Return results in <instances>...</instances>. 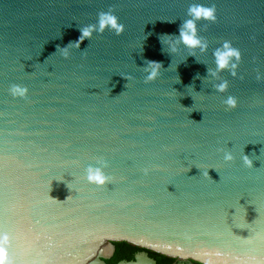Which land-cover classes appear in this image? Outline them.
<instances>
[{
    "label": "water",
    "instance_id": "obj_1",
    "mask_svg": "<svg viewBox=\"0 0 264 264\" xmlns=\"http://www.w3.org/2000/svg\"><path fill=\"white\" fill-rule=\"evenodd\" d=\"M4 235L11 264H264V0H0Z\"/></svg>",
    "mask_w": 264,
    "mask_h": 264
},
{
    "label": "clouds",
    "instance_id": "obj_2",
    "mask_svg": "<svg viewBox=\"0 0 264 264\" xmlns=\"http://www.w3.org/2000/svg\"><path fill=\"white\" fill-rule=\"evenodd\" d=\"M214 12H215L214 7H204L200 5L192 6L189 9V14L193 16L195 19L203 18V19L214 20L215 19ZM105 27H111L116 31L118 35L123 30V25L117 23V19L115 16L111 14L101 13L99 19V30L102 32L105 29ZM194 33H195L194 20L185 21V23L181 27L180 36L182 41L189 47H194L199 44V40L196 38ZM88 36H90V30L89 29L82 30L81 40ZM225 48L228 50L223 53L221 52L217 53V63L220 68H223L227 65L229 57L239 56V53L233 49L228 48V45H225ZM150 63H155V62H150ZM155 75L156 73L153 72L152 77H154ZM223 87L224 86L222 85L221 90H223ZM11 91L14 96L16 95L24 96L27 90L22 89L18 86H14ZM228 104L231 106H235V100L230 98L228 100ZM226 159H231V157L228 156L226 157ZM245 163L251 166V161L247 157H245ZM88 180L92 183L103 185L106 181V177H104V175L99 169L93 170L90 168L88 174ZM8 243H9V237L7 235H4L2 239H0V264H11V261L8 258L7 249L5 247Z\"/></svg>",
    "mask_w": 264,
    "mask_h": 264
},
{
    "label": "trees",
    "instance_id": "obj_3",
    "mask_svg": "<svg viewBox=\"0 0 264 264\" xmlns=\"http://www.w3.org/2000/svg\"><path fill=\"white\" fill-rule=\"evenodd\" d=\"M115 251L113 256L106 260L105 263L106 264H117L120 261H131L133 260V254L139 251H142V248H139L137 246L128 244L126 242H115ZM150 252V255L153 258H161L164 261H166V264L170 263L172 261L173 258L165 256V255H161L155 252ZM198 264V263H197Z\"/></svg>",
    "mask_w": 264,
    "mask_h": 264
},
{
    "label": "flooded vegetation",
    "instance_id": "obj_4",
    "mask_svg": "<svg viewBox=\"0 0 264 264\" xmlns=\"http://www.w3.org/2000/svg\"><path fill=\"white\" fill-rule=\"evenodd\" d=\"M113 246H114V251H115V245H114V243H113ZM141 252H145L151 259H153L155 261V264H166V261H164L161 258H156V259L153 258L150 255V252L148 250H142V251H139V252L134 253L133 254V259H134V257H135L136 254L141 253ZM113 254H114V252H113ZM168 264H197V263L194 262V261L173 258L172 261L170 263H168Z\"/></svg>",
    "mask_w": 264,
    "mask_h": 264
}]
</instances>
